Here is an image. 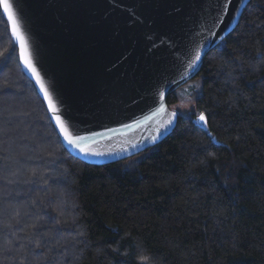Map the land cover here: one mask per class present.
<instances>
[{"label":"trees","instance_id":"1","mask_svg":"<svg viewBox=\"0 0 264 264\" xmlns=\"http://www.w3.org/2000/svg\"><path fill=\"white\" fill-rule=\"evenodd\" d=\"M194 78V112L161 142L85 164L63 147L0 10V264H264V0Z\"/></svg>","mask_w":264,"mask_h":264},{"label":"water","instance_id":"2","mask_svg":"<svg viewBox=\"0 0 264 264\" xmlns=\"http://www.w3.org/2000/svg\"><path fill=\"white\" fill-rule=\"evenodd\" d=\"M249 1L0 0V10L65 150L104 165L171 133L167 96L198 74Z\"/></svg>","mask_w":264,"mask_h":264},{"label":"rangeland","instance_id":"3","mask_svg":"<svg viewBox=\"0 0 264 264\" xmlns=\"http://www.w3.org/2000/svg\"><path fill=\"white\" fill-rule=\"evenodd\" d=\"M199 85H200V81H198V79L196 78H192L183 86L179 87L175 93L176 102L168 105L170 110L176 112L177 115L181 117L190 116L194 112L195 100H196L195 94H197V92L199 91V87H200ZM199 115L200 114H196L195 118L197 119ZM144 152H141L135 156H138ZM133 157L134 156L121 161L129 160Z\"/></svg>","mask_w":264,"mask_h":264}]
</instances>
